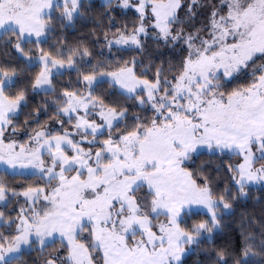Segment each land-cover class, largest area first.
Instances as JSON below:
<instances>
[{
  "label": "snow or ice",
  "instance_id": "1",
  "mask_svg": "<svg viewBox=\"0 0 264 264\" xmlns=\"http://www.w3.org/2000/svg\"><path fill=\"white\" fill-rule=\"evenodd\" d=\"M115 6L134 10L135 23L111 35L101 31L96 42L102 36L109 51L121 46L141 58L92 64L84 44L26 51L28 43L46 42L41 38L55 30L54 19L71 27L82 15L81 0H0L5 54L14 50L25 61L20 70L0 66V164L31 169L43 181L17 190L0 179L5 209L23 198L15 216L0 210V228H7L0 230V264H27L23 257L32 251L39 253L32 264H183L204 234L212 239L234 201L264 185V0H115ZM104 7L111 23L113 0ZM202 10L207 15L197 23ZM33 66L39 71L28 83L8 91ZM62 69L75 70L83 84L57 97V123L75 131L53 134L41 125L27 142L8 139L18 131L29 88L55 93ZM101 82L139 111L130 116L127 103L95 95ZM204 151L229 158L215 169L227 173L222 191L205 164L193 167ZM193 206L207 219L188 226L182 213ZM257 223L242 217L241 257L252 252L249 229ZM57 240L59 247L46 252ZM213 253L212 264H228L229 257L246 264L227 248L207 255Z\"/></svg>",
  "mask_w": 264,
  "mask_h": 264
},
{
  "label": "trees",
  "instance_id": "2",
  "mask_svg": "<svg viewBox=\"0 0 264 264\" xmlns=\"http://www.w3.org/2000/svg\"><path fill=\"white\" fill-rule=\"evenodd\" d=\"M108 10L104 7V3L100 0H83L80 17H77L71 27H62L58 21L54 19L55 30L49 32L39 45L28 43L26 45V51L31 49L35 54H38V48L42 47L45 51L55 52L57 49L63 46V50L67 52L68 49L75 48L79 44L86 45L92 52L93 57H86L85 60L91 59V63L95 64L97 61H103L105 63H115L120 60H128L132 56L141 58L140 55L134 49H128L124 47H114L110 52L104 50V42L102 36H100V42L97 43V36L101 31L108 32L111 35L117 29L123 28L127 25L129 29L135 23L136 13L134 10H126L115 6L113 1V8L110 11V15L113 20L109 23L107 15L105 13ZM53 17L59 16V12L55 11ZM183 15V12H181ZM207 15V10H202L201 15L197 19V23L202 21ZM103 20V26L97 28L96 24L98 21ZM67 23V22H65ZM111 29V31H109ZM8 39V36H0V66L4 67H16L18 70L24 68V58L20 57L14 50L8 49L5 54L3 42ZM145 43L149 51L155 49V45L149 36ZM165 51V57L171 55L168 50ZM84 70H89V65H84ZM39 71L38 66H33L31 69L26 70L17 77V84L15 88L8 89L10 92L18 91L24 87L28 80ZM74 78H78V73L73 72ZM69 76V72L58 75L54 78L56 84L60 83L59 79L66 81ZM61 92V88H58ZM112 89L107 83H98L94 86V94L102 96L106 102H116L119 100L121 103H127L130 106L131 112L139 111L138 108L131 107V101H124L122 97L112 95ZM54 93H33L29 88L27 95V103L21 109L18 114V118L15 123L19 128L25 126V120L34 125V119L42 116L44 112H47L53 108L51 104L54 102ZM38 110V111H37ZM43 119L40 118L38 123H41ZM27 124V125H28ZM232 161L237 158L232 157ZM229 162L227 156L220 157L218 155H209L206 151L202 152L198 158L195 159L193 167H199L201 164L207 166V171L214 177L216 183L214 188L217 191H222L224 187L229 186V182L226 178L227 173L221 170L220 172L215 171L217 165L221 162ZM38 175L32 174H14L10 173L6 169L0 170V179H2L10 187L22 190L29 185L39 184ZM248 191L246 198H240L233 202V209L230 212H224L222 215L221 226L215 230L212 235V239L208 240L207 237L201 238V242L198 245H194L193 250L186 255L183 260V264H212L214 260V253L212 256L207 253L212 252L213 249L219 250L221 248H227L229 252H232L236 258L245 259L246 264H264V246L260 242V233L264 231V185L251 186ZM233 195L236 194V189L232 188ZM12 202L8 205V208L3 207L6 215H16V211L11 209ZM242 217H255L258 221L257 224H253L250 231L254 232V239L249 241L252 245V252L247 258L241 257V250L244 247L242 238L240 235V223ZM188 226L193 223L200 222L201 220L207 219L205 211L193 210L187 212L183 218ZM0 230L7 231V228H0ZM59 247V241L57 240L55 245H50L46 252H53L55 248ZM39 256V253L32 251L26 254L23 259L27 261V264H32L33 260ZM228 264H232V257H229Z\"/></svg>",
  "mask_w": 264,
  "mask_h": 264
},
{
  "label": "rangeland",
  "instance_id": "3",
  "mask_svg": "<svg viewBox=\"0 0 264 264\" xmlns=\"http://www.w3.org/2000/svg\"><path fill=\"white\" fill-rule=\"evenodd\" d=\"M83 0H81V3H82ZM102 3H104V0H100ZM115 1V0H113ZM56 3H62V0H55ZM55 11H58L60 13L61 9L60 8H56L53 10L52 14L55 12ZM46 37V36H45ZM45 37H42L41 39H44ZM34 39V38H33ZM114 47H121V46H113ZM104 50L107 51V52H110L109 49L104 46ZM112 50V49H111ZM38 55V54H36ZM75 70H67V69H62L61 72L62 73H65V72H69V76L67 78L66 81H62L59 79L60 83L56 84L53 80V83L55 85V88H56V91L53 95V99L54 102L51 104V106L53 108H51V110L47 111V112H44L42 114V116L38 117V118H35L33 121H34V125L32 124H28V125H25L23 126L22 128H19L18 127V131L17 133L14 135V136H8V139H16L18 142H27L28 140V135L31 133L32 129L34 128H38L39 126L41 125H44L47 127V129L49 131H51L53 134L57 133V132H62L64 128H67L69 131H75L73 128H72V125L71 124H65L63 126H61L59 123H57V116H56V109H57V104H58V100H57V97L60 95V93L64 90V89H69V90H75V89H83V84L80 83L78 84L77 83V79L74 78V72ZM95 86V85H94ZM58 88H61V92L57 91ZM41 92H44V91H38L36 93H41ZM137 112V111H136ZM135 112H131L130 111V116L131 114H133ZM40 118H42L43 120L41 121V123H38ZM63 119L67 120V117H63ZM97 121L99 122V118L96 117ZM130 122V121H129ZM7 135V134H6ZM101 139L105 138V137H100ZM77 139H79V137H77ZM85 147H87V144H85ZM46 155V154H45ZM2 169H6L8 170L10 173H14V174H31L33 170L31 169H26V170H21V169H17V170H13V169H10V168H7L6 165H2L0 164V170ZM38 178V181H39V184H43V181H41L39 179V177L37 176ZM17 199H19V203H23V198H13V205L11 207V209L13 210H18V207L19 205L17 204ZM3 204H0V210H3ZM193 210H203L205 211L204 209L202 208H199L197 206H193L191 209H186V213L187 212H190V211H193ZM225 212H229V211H225ZM184 215L185 213H182V217L184 218ZM161 219H163V217H161ZM213 235V233H212ZM208 234H204L201 238H204V237H207ZM200 238V239H201ZM192 250L194 248V245L191 246Z\"/></svg>",
  "mask_w": 264,
  "mask_h": 264
}]
</instances>
